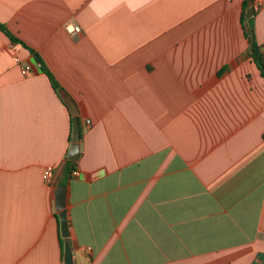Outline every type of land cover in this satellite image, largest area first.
<instances>
[{"label":"crops","instance_id":"1","mask_svg":"<svg viewBox=\"0 0 264 264\" xmlns=\"http://www.w3.org/2000/svg\"><path fill=\"white\" fill-rule=\"evenodd\" d=\"M247 3L0 0L18 40L0 29V264H64L58 177L75 264H264V77ZM46 71L78 109L77 175L60 173L70 113Z\"/></svg>","mask_w":264,"mask_h":264},{"label":"water","instance_id":"2","mask_svg":"<svg viewBox=\"0 0 264 264\" xmlns=\"http://www.w3.org/2000/svg\"><path fill=\"white\" fill-rule=\"evenodd\" d=\"M252 4H253V1L248 0L246 12H245V20H246L245 27H246L247 39L249 43H251L252 39H251V30H250L247 20L254 13ZM58 93L61 99L63 100V102L65 103L66 107L68 108L70 115L75 117L71 141H70L69 149L66 155V161L63 163L60 169V173H62L68 161L72 163L76 162L78 155H79L81 136H80V130H79V125L77 121L78 109H77L75 101L64 90L59 89ZM59 182H60V178L58 177L54 183V205H55V209L58 215L60 235L62 238L66 239L64 248H63V262L64 264H75L72 258L70 231H69L66 208H65L66 186L63 184H58Z\"/></svg>","mask_w":264,"mask_h":264},{"label":"trees","instance_id":"3","mask_svg":"<svg viewBox=\"0 0 264 264\" xmlns=\"http://www.w3.org/2000/svg\"><path fill=\"white\" fill-rule=\"evenodd\" d=\"M245 7H246V2L244 3V10H245ZM243 16L244 14L242 13V20H243ZM0 29L2 31H4L8 37L12 40V41H15L17 42V38H15L7 29L6 27L0 23ZM251 37H252V41L249 45V49H250V56L252 57L253 61L255 62V64L257 65V67L259 68L260 70V73L262 75V77H264V58H263V53H262V48L261 46L254 40L253 38V35L251 33ZM37 57V56H36ZM46 73L48 74L49 78H50V81H51V84L53 86V88L56 90V92L59 90V85L56 83V81L54 80V78L50 75V73L48 71H46ZM74 119L75 117L71 116L70 115V139H71V135H72V132H73V124H74ZM78 121V125H79V130H80V136H81V133H82V130H81V126H80V123H79V120L77 119ZM75 170V162L72 163V162H67V165L65 167V170L64 172L67 174V175H70L73 171ZM57 221H58V225H59V220H58V216H57ZM65 241L66 239L65 238H60V243H61V247L63 249L64 247V244H65Z\"/></svg>","mask_w":264,"mask_h":264},{"label":"built area","instance_id":"4","mask_svg":"<svg viewBox=\"0 0 264 264\" xmlns=\"http://www.w3.org/2000/svg\"><path fill=\"white\" fill-rule=\"evenodd\" d=\"M255 2H258V0H255ZM63 28L68 34H76V33L80 32L79 25H76L70 21L65 22L63 25ZM263 58H264V55H263ZM89 124H90V121L86 120V125H89ZM72 174L77 175V171H73ZM53 179H54V171L52 169H47V171H46V182L48 184H51ZM87 250H89V249L87 248Z\"/></svg>","mask_w":264,"mask_h":264}]
</instances>
